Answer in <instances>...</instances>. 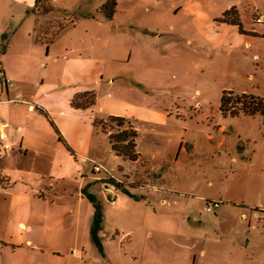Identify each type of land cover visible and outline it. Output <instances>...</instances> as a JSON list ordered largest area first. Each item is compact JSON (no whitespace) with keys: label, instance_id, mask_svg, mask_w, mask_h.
I'll return each instance as SVG.
<instances>
[{"label":"rangeland","instance_id":"374dc122","mask_svg":"<svg viewBox=\"0 0 264 264\" xmlns=\"http://www.w3.org/2000/svg\"><path fill=\"white\" fill-rule=\"evenodd\" d=\"M54 1H60L49 0L55 30L38 28L35 38L44 43L23 61L25 74L11 80L36 110L21 115L24 152L0 164V264H264V117L221 112L225 91L264 98V24L256 21L264 0H117L108 10L103 7L112 0ZM233 7L245 40L189 46L192 65L199 67L191 72L182 39ZM111 9L118 23L141 29L113 30L86 18L102 13L106 21ZM73 14L82 23L54 41L59 22ZM146 26L163 35L143 32ZM164 50L179 84L159 90L128 79L138 63ZM220 60L225 76H210L211 64ZM102 69L104 78H96ZM84 92L104 98L103 104L73 111V97ZM110 111L136 126V162L117 157L95 127ZM5 190L37 193L34 236L47 251L37 261L25 238L1 237L10 213ZM212 200L221 205L208 213ZM74 250L83 258L72 256Z\"/></svg>","mask_w":264,"mask_h":264},{"label":"crops","instance_id":"0c3cea01","mask_svg":"<svg viewBox=\"0 0 264 264\" xmlns=\"http://www.w3.org/2000/svg\"><path fill=\"white\" fill-rule=\"evenodd\" d=\"M59 1L61 3L54 1L56 6H59V4H65V0ZM112 1L116 3V6L118 5L117 0ZM55 13V6L53 7L49 5V0H0V123L6 126L3 128L4 140L0 137V164L2 168L4 164L10 165L11 163L16 162L15 154L18 152H20L19 154H22L24 152V141L26 138L27 127L23 126L21 115L24 111H27L28 115H33L36 110L34 103L29 101L27 92L11 80H19L25 74V72H23V74L21 73L22 66H24L23 61L25 59H32L34 56L35 44L39 45L44 43V40L40 37L36 39L35 34L39 27H41L43 33L45 32L46 34H49L54 28L53 18L56 16ZM107 14L108 16L106 19L108 21H103L102 13L101 16L96 17L93 12H89L86 14V18H92L95 23H100L101 25L110 24L113 30H120L121 28L141 29L139 26H133L132 23H118L117 11L115 9ZM82 20L83 17L73 14L71 17L68 16L67 19L60 21L57 29L58 38L56 37L57 39H54V41L56 40V42H58L62 36L69 33L72 27H78L82 23ZM162 30L163 29L161 28L153 29L149 26L142 29L145 33L160 35V37L163 35ZM182 40V45L184 46L180 48L187 49L185 51L191 61L190 70L191 72L197 73L199 67L195 64L192 65L193 59L192 55L189 53V46L196 44L204 49L209 46L221 48L227 45L232 46V42L239 43L240 41H244L245 37L243 36V33H241L239 27L219 23L217 21L211 22L208 27H202L191 34L188 38ZM179 52L180 51L177 50V53ZM168 53L170 52L164 50L152 60L151 58H146L142 63H136L137 66H139V69L130 72L128 74V79L138 82L144 87L159 90L164 89L165 86L179 84L178 77L169 72L171 54L169 56ZM132 55L133 54H131L130 61H132ZM197 60L198 59H195V61ZM217 62L216 67H214L215 64H211L212 69L211 71L208 70V74L210 76L214 74L217 77H224L226 74V67L223 64V61L220 60ZM13 67H16V69L18 68L17 70L19 74L11 69ZM104 73L105 72L102 69L95 71L93 75L96 78H104ZM7 81L13 82L15 87L7 85ZM111 82L112 80L110 78L109 83ZM96 99L95 108H97L100 103L103 104L104 102V98L98 101L96 96ZM72 110L79 112V110ZM104 111H106L105 108ZM110 116L124 117L121 113L116 111H110L109 117ZM4 182H6L5 179ZM4 195L10 213L7 218L4 235L1 237L10 242H20L25 238L28 246L32 247L34 245V260L37 261L40 254L45 255L47 252L41 242L38 241V238L34 236V229L36 227L32 218V211L34 210V206L37 205V201H39L37 193L34 192V190H26L20 193L15 190H5ZM41 198L46 199L45 194H43ZM24 232L28 233V235L31 233L33 236L29 235L31 237L27 238ZM14 248L23 249L24 247L23 245H14ZM51 252L52 254L63 256V253L58 249H54ZM73 252L71 255L75 256ZM75 257L83 258V254L80 252V256ZM48 262L49 264H53L49 259ZM37 263L38 261L36 264ZM43 264L47 263L43 262Z\"/></svg>","mask_w":264,"mask_h":264},{"label":"trees","instance_id":"16d2710c","mask_svg":"<svg viewBox=\"0 0 264 264\" xmlns=\"http://www.w3.org/2000/svg\"><path fill=\"white\" fill-rule=\"evenodd\" d=\"M114 1L103 7V10L115 8ZM114 11V9H111ZM219 23H225L239 27L243 33L242 22L237 8L233 7L225 12L218 20ZM96 95L93 92L79 93L71 101V107L74 110H89L96 106ZM221 112L224 116L237 117L241 114L264 117V98H258L253 95H235L234 92L225 91L221 99ZM96 128L108 136L111 151L125 161L136 162L140 153L138 151V130L133 123L124 117L110 116L106 119H96L94 122ZM60 142L67 143L60 136ZM97 229L93 230L92 236L97 241Z\"/></svg>","mask_w":264,"mask_h":264},{"label":"built area","instance_id":"2783aa9c","mask_svg":"<svg viewBox=\"0 0 264 264\" xmlns=\"http://www.w3.org/2000/svg\"><path fill=\"white\" fill-rule=\"evenodd\" d=\"M256 21H257V23L264 24V15L258 16ZM6 84L10 85L11 87H15V84L13 82L7 81ZM5 127H6L5 125H2L0 123V137L2 140H4L3 128H5ZM95 169L97 171L101 170V168L97 165L95 166ZM220 205H221L220 201L212 200V201L207 202V205L205 206L204 210L208 213H213L216 209H218L220 207ZM73 254L75 256H80V252H78V251H74Z\"/></svg>","mask_w":264,"mask_h":264}]
</instances>
